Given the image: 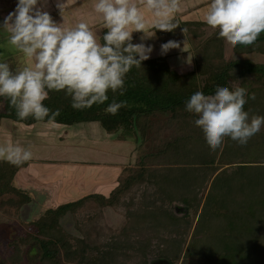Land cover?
<instances>
[{
  "label": "trees",
  "instance_id": "1",
  "mask_svg": "<svg viewBox=\"0 0 264 264\" xmlns=\"http://www.w3.org/2000/svg\"><path fill=\"white\" fill-rule=\"evenodd\" d=\"M173 22L178 25L174 31L153 30L158 34H174L178 29H186V35L200 39L195 45L199 57L195 58L193 69L182 72L171 65L167 55L154 56L126 75L123 95L109 91L104 104L76 110L64 91H50L43 102L51 110L50 115L59 110L55 123L96 122L117 138L123 131L129 136L139 132V137L147 139V124L160 114L174 120L178 131L175 137L143 154L136 168H124L118 185L108 195L92 193L50 207L31 222L35 229L26 239L29 242L36 239L32 249L41 253L43 264L86 261L115 264L119 255L139 256L143 264L263 263L264 126L246 145L225 138L219 148L212 150L202 129L194 123L198 117L186 111V102L196 91L209 95L214 94L217 86L230 90L239 86L247 90L244 110L250 117H264V62L244 57L254 51L264 55V38L250 46L236 45L237 57L227 58L225 41L215 29L207 34L204 28L209 26L205 21L173 19ZM132 42L135 44L134 39ZM253 94L254 100L250 98ZM113 100L123 102L116 115L105 111ZM0 104L3 105L0 122L2 119L26 124L48 122V118L36 121L31 116L20 120L7 99L0 97ZM153 161H163V165L149 168L147 164ZM28 164L29 161L14 166L0 160V196L13 193L17 206L28 204L32 198L14 182L17 172ZM134 186L152 189L149 193L144 191L138 205L127 208L130 215L127 214V222L116 235L119 238L114 237L101 248L90 245L84 238H77V245H73L71 235L61 225L64 215L88 199H95L101 206L114 205ZM174 201L181 203L183 216L169 207ZM140 218L148 227L131 230L128 221ZM195 218L197 222L190 234ZM136 233L144 238L135 236ZM14 247L17 254L22 252L19 244ZM98 249H101L98 256L87 259L88 250ZM152 253L163 260H149Z\"/></svg>",
  "mask_w": 264,
  "mask_h": 264
},
{
  "label": "clouds",
  "instance_id": "2",
  "mask_svg": "<svg viewBox=\"0 0 264 264\" xmlns=\"http://www.w3.org/2000/svg\"><path fill=\"white\" fill-rule=\"evenodd\" d=\"M47 0H18L14 12L8 14L0 29L8 34V43L23 54L31 65L13 71L0 62V97L7 99L20 120L33 117L51 123L59 115L44 105L50 91H64L76 110L91 108L108 101V92L123 95L125 78L130 70L150 58L151 46L133 43V33L148 38L147 8L155 17L152 28L174 31V16L181 9V0H95L93 10L106 29L102 37L86 22L72 27L57 23L44 10ZM63 18L64 3L57 2ZM205 23L218 31L227 44L253 45L264 33V0H210ZM186 29H182L184 33ZM152 37V36H151ZM180 44L168 41L161 45L163 53ZM138 57V58H137ZM247 90L217 86L214 94L196 91L186 102V111L196 117L205 141L216 150L230 138L240 145L264 126V117L251 116L244 110ZM251 99H255L253 94ZM123 102L113 100L105 109L116 115ZM33 158L28 148L18 145L0 146V160L20 166Z\"/></svg>",
  "mask_w": 264,
  "mask_h": 264
},
{
  "label": "crops",
  "instance_id": "3",
  "mask_svg": "<svg viewBox=\"0 0 264 264\" xmlns=\"http://www.w3.org/2000/svg\"><path fill=\"white\" fill-rule=\"evenodd\" d=\"M57 2L58 0H47V5L44 7L55 22H63L65 27L86 22L97 32L98 37H101L104 28L100 16L93 10L95 0H59L64 3L63 18L56 7ZM136 2L139 3V0ZM17 3L18 0H0V26L3 25L8 14L14 12ZM209 4L210 0H181V9L175 14L174 19L205 21ZM141 11L146 17L147 32L152 33L155 17L147 8L142 7ZM0 30L7 34L3 29ZM135 33L141 32L133 34ZM145 41L147 39L141 40L143 43ZM153 52L155 50H152L150 57L158 56L156 54L159 53ZM160 52L161 55L169 56V59L172 57L171 54L180 53L171 49L167 53ZM188 53L192 54L190 51ZM183 56L176 55L170 60L171 65L182 72L193 69L194 64L191 60L186 57L189 64L183 62L181 59ZM13 57L6 59L5 62L13 71H17L20 66L18 59L13 60ZM23 63L25 66L31 65L28 59ZM37 123L26 124L11 119H2L0 122V146L18 145L28 148L33 153L32 160L17 172L14 179L19 188L31 194L32 198L27 207L31 210L35 207L48 209L92 193L108 195L118 185L120 175L127 165L122 167L119 161L108 160L105 155L115 152L119 155L116 149L119 138L106 133L96 122L74 125L55 122ZM86 147L91 156L98 157L97 160H87L93 162L92 166L81 160L86 161L84 157ZM125 149L121 151L126 153ZM133 149L135 151V147ZM129 153L134 157L135 152Z\"/></svg>",
  "mask_w": 264,
  "mask_h": 264
},
{
  "label": "rangeland",
  "instance_id": "4",
  "mask_svg": "<svg viewBox=\"0 0 264 264\" xmlns=\"http://www.w3.org/2000/svg\"><path fill=\"white\" fill-rule=\"evenodd\" d=\"M143 13V11H142ZM176 18V16H174ZM180 22L182 20H179ZM199 21V20H193ZM208 33H211L213 30L210 27L204 28ZM144 33L133 34V39L135 43H143L141 42V37ZM264 33L259 36L258 39L264 38ZM147 36H149L147 41H145L146 46H151L153 48V53L158 56L161 55V45L167 43L168 41H175L180 44L179 48H173V51H179V54L176 55H184L183 62L186 61V57L191 60V63H195V58L199 57L196 55L195 45H198L200 39H196L190 37L182 32V29H178L174 34H158L154 30L152 33L147 32ZM152 36V37H151ZM257 39V40H258ZM189 43V44H188ZM148 44V45H147ZM187 51H183V50ZM235 47L227 44L225 42V56L227 58L237 57V54L234 51ZM190 51L192 54L188 53ZM152 53V52H151ZM188 53V54H187ZM163 55V54H162ZM176 55L171 54V59L168 58L169 62L172 60ZM239 56H243L238 54ZM14 56V57H13ZM13 57V60L18 59V63L21 70L24 65V60L27 58L23 56L22 53L18 52L14 46L8 43V34H4L0 30V62H5L6 59ZM169 57V56H168ZM244 57H249L254 61L264 62V55L260 54L259 52H251ZM189 64V62H187ZM185 64V63H184ZM185 66V65H184ZM17 70V71H18ZM186 70V69H185ZM188 71V70H187ZM3 108V105L0 104V110ZM167 116H162L161 114L157 117L152 118V120L147 124V133L149 137L146 139L144 137H139L138 133H131L130 136L127 132H119L118 133V140L116 149L119 151V155L117 152L110 153L105 155L108 160L111 161H119L123 167V165L128 166H135L137 167V163L142 158L143 154L147 153L149 150L162 145L165 141L175 137L176 132V125L174 120L166 119ZM43 124V123H37ZM180 128V127H179ZM123 135V136H121ZM126 139V140H124ZM122 140V141H121ZM135 147V151L134 148ZM125 150L126 153L122 152ZM122 150V151H121ZM86 161L81 159L84 163L86 162L89 166H92L91 161L87 160H97V156H91L89 154L88 148H84ZM135 152L134 157L131 156L129 152ZM163 160V159H162ZM130 165H129V164ZM140 164V163H139ZM163 165V161H153L147 164L149 168H159ZM125 167V168H126ZM124 170V169H123ZM122 175V174H121ZM120 175V176H121ZM151 187L145 186H134L129 191H127L122 198H120V202L114 203V205L108 206H101L98 201L95 199H88L83 202V204L78 207L75 211H70L66 215L61 218V225L63 228L69 232L71 235V240L74 246L77 245V238H84L90 245L104 247L105 243L107 244L110 242L111 239L114 237L119 238V234L121 228L127 222V214L128 207H134L138 205V201L143 198V193L145 191L149 193ZM12 193H6L0 196V264H43L41 259V253H36L35 248L32 249V245L36 243V239L33 238L31 242H29L26 238L30 236L31 232L35 229L30 223L33 222L36 218H38L46 209L47 207H39L38 209L33 208L32 210L27 207V204L17 206L16 204V197L13 196ZM146 197V196H144ZM153 198V197H151ZM169 207L174 210L175 214L178 216H183L181 214L184 211L181 210V203L178 201H174L173 204H170ZM131 212V210L129 211ZM185 215V214H184ZM190 216H192V212H190ZM141 219V218H140ZM136 220V221H135ZM130 219L128 221L131 224V230H139L142 226L148 224L143 219ZM197 222V218H195L193 222V226L190 230V234L193 232L195 224ZM132 227H134L132 229ZM148 229L144 230L145 232ZM163 230H161L162 233ZM141 232V231H140ZM176 234L177 232L174 231ZM147 233V232H146ZM149 233V231H148ZM137 237L143 239L144 235L141 233H136ZM156 239V236H153ZM123 238V236L121 237ZM26 239V240H25ZM15 244H19L22 248V252L17 254L16 248L14 247ZM151 249V248H150ZM100 250H88L87 252V259L90 257H96L100 254ZM264 253V251H263ZM149 260H163L162 258H158L153 253L149 254ZM264 257H262L263 259ZM63 261L65 259L63 258ZM117 262L115 264H143L141 257L137 256H125L119 255L117 257ZM70 264H78L71 262ZM82 264H94L92 262H84ZM98 264V263H97ZM159 264H164L163 262H159ZM264 264V259L263 263Z\"/></svg>",
  "mask_w": 264,
  "mask_h": 264
}]
</instances>
